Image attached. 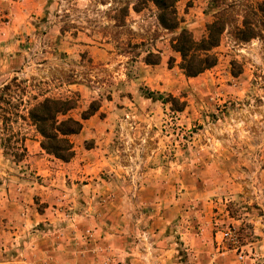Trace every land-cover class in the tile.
<instances>
[{
	"label": "rangeland",
	"instance_id": "374dc122",
	"mask_svg": "<svg viewBox=\"0 0 264 264\" xmlns=\"http://www.w3.org/2000/svg\"><path fill=\"white\" fill-rule=\"evenodd\" d=\"M263 1L225 0L230 23L246 16L257 37L223 33L215 66L185 78L169 48L174 34L157 25L150 5L134 13L131 0H0V88L9 84L13 97L0 103V118H9L0 119V179L16 180L10 193L26 194L44 215L6 253L39 264H161L152 263L154 249L173 248L165 264L172 255L190 264L182 234L206 226L213 248L216 232L233 231L234 243L223 246L230 264H264ZM123 5L127 15L116 23ZM175 9L195 39L212 20L208 0H178ZM148 53L158 64L144 63ZM32 96L75 99L71 116L93 101L122 109L109 121L105 163L88 158L62 174L31 142L14 162L15 140L36 135L14 115L24 114L18 98L28 108ZM169 97L182 111L162 103Z\"/></svg>",
	"mask_w": 264,
	"mask_h": 264
},
{
	"label": "trees",
	"instance_id": "16d2710c",
	"mask_svg": "<svg viewBox=\"0 0 264 264\" xmlns=\"http://www.w3.org/2000/svg\"><path fill=\"white\" fill-rule=\"evenodd\" d=\"M177 2L178 0H131L130 9L134 13H139L148 5L154 8L157 25L162 30L174 34L169 48L178 55L177 68L185 78H194L215 66L217 57L213 50L218 47L223 33L238 42H247L257 37L255 26L246 16H241L238 23H230L232 4L226 3L225 0H208V6L213 11L212 20L205 25L201 37L195 39L188 30L180 27L181 19L177 16L175 9ZM256 7L264 19V1ZM114 11L116 12L114 21L121 23L127 15L128 6L117 7ZM252 12L255 15L254 11ZM158 59L156 55L148 53L143 61L146 65H156L159 62ZM171 62L169 58L168 68L171 67ZM14 81L13 78L11 82ZM11 99L13 97L9 95V84H5L0 88V103L8 104ZM30 99L33 103H26L28 108H25L22 99L18 98L24 114L14 113L15 117L33 128L38 136V147L45 155L62 163L69 162L73 157L70 137L79 133L83 120L95 114L98 103L90 102L77 116H71L70 113L77 109L73 98L42 97L38 99V96H32ZM166 102H170L171 110L176 112L182 111L184 106L181 102L178 107H175L178 101L170 97L162 101V103ZM0 119L2 123L9 120L5 112H2ZM24 140L22 136L15 140L17 147L13 154L14 162H20L26 153ZM6 142H9V139Z\"/></svg>",
	"mask_w": 264,
	"mask_h": 264
},
{
	"label": "crops",
	"instance_id": "0c3cea01",
	"mask_svg": "<svg viewBox=\"0 0 264 264\" xmlns=\"http://www.w3.org/2000/svg\"><path fill=\"white\" fill-rule=\"evenodd\" d=\"M1 41V40H0ZM3 50V49H2ZM115 106H112V102L108 101L104 105H100L97 112L90 116L88 119L81 122V129L77 135L70 137V142L73 143L74 154L72 159L67 163L59 162L47 155H45L38 147V136L33 137V141L25 140L24 146L26 152L30 154L28 149V142L33 144V148H38V152H42L49 158L48 163L51 165L58 163L57 168L63 174H69L66 172L68 169L78 170L77 166L81 161L90 159L94 162V165L104 164L102 154L107 153V142L111 138L112 129H110L109 121L114 115H119L120 110H114ZM101 113V115H99ZM76 144V146H74ZM87 145V146H86ZM95 157H98L95 159ZM102 161V163H100ZM79 166V165H78ZM145 174L144 176H146ZM51 185L55 179H50ZM16 180L13 179H0V264H39L36 260L30 263L26 260H22L19 257L11 256L6 253L7 250L14 248L17 244L19 236L24 233L27 226H35L41 218L44 216L41 213L36 212L27 201L26 194H13L11 192L14 189ZM48 187V183H46ZM17 188V187H16ZM15 188V189H16ZM55 194V191L45 195L47 200L49 197ZM32 200V199H31ZM31 203V202H30ZM201 207V206H200ZM34 212V213H33ZM203 215V216H202ZM206 217L199 211H196L195 218L200 221L201 218ZM222 217V216H220ZM182 218L179 223L182 224ZM159 225V221H157ZM159 227V226H158ZM188 235L182 234L183 251L187 253L190 264H230L231 261L226 259L230 257V251L225 253L222 248H216L209 244L210 231L207 227H199V231L186 238ZM154 238H158V235H154ZM159 245H161L159 243ZM158 245V246H159ZM174 245V244H173ZM162 247V245L160 246ZM159 253L151 255L152 263L159 261L161 264L167 262L168 257L175 252L173 248L154 249ZM170 254V255H169ZM228 255V256H227ZM31 261V260H29ZM173 264H181L179 257L172 255ZM54 262V263H53ZM67 261L56 262L52 261L51 264H67ZM169 262V261H168ZM157 264V263H154Z\"/></svg>",
	"mask_w": 264,
	"mask_h": 264
},
{
	"label": "built area",
	"instance_id": "2783aa9c",
	"mask_svg": "<svg viewBox=\"0 0 264 264\" xmlns=\"http://www.w3.org/2000/svg\"><path fill=\"white\" fill-rule=\"evenodd\" d=\"M215 235H219V239H217L215 236V244L219 249L222 248L224 250L223 246L225 242L234 243L233 231L229 228L223 227L218 232H216ZM238 260H242V257L238 256Z\"/></svg>",
	"mask_w": 264,
	"mask_h": 264
}]
</instances>
